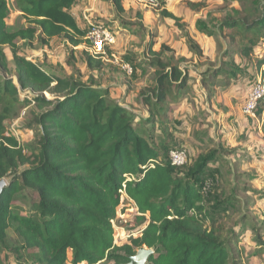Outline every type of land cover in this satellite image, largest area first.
Segmentation results:
<instances>
[{
  "label": "trees",
  "instance_id": "trees-1",
  "mask_svg": "<svg viewBox=\"0 0 264 264\" xmlns=\"http://www.w3.org/2000/svg\"><path fill=\"white\" fill-rule=\"evenodd\" d=\"M80 1L14 0L26 27L9 32L8 5L0 0V68L7 71L3 48L8 47L18 84L3 80L0 86V180L10 178L0 195V242L12 230L19 241L16 253L27 255L32 264H126L142 248L154 252L147 264H228L225 245L205 225L211 212L197 183L215 153L199 155L181 176L164 150L151 143L150 134L136 131L126 109L109 104L107 91L47 73L19 55V41L48 46L57 38L72 49L86 43L85 30L70 13ZM101 1L119 15L125 13L123 0ZM258 2L264 16V0ZM162 16L180 22L165 10ZM220 25L242 36L244 57L261 46L256 68L264 66V17L227 18ZM186 40L189 51L200 56L199 46L188 35ZM155 45L147 46L154 80L146 105L165 102L172 87L182 89L187 80L178 67L162 60L165 47L155 52ZM85 60L90 69L102 65L87 54ZM222 72L218 69L214 76ZM21 91L32 98L19 100ZM23 102L36 109L39 141L31 155L4 132L13 106ZM261 113L257 110V117ZM22 191L37 198L25 215L14 206ZM125 200L135 206L136 224L142 228L129 243L117 246L112 221Z\"/></svg>",
  "mask_w": 264,
  "mask_h": 264
},
{
  "label": "rangeland",
  "instance_id": "rangeland-1",
  "mask_svg": "<svg viewBox=\"0 0 264 264\" xmlns=\"http://www.w3.org/2000/svg\"><path fill=\"white\" fill-rule=\"evenodd\" d=\"M252 1L160 0L157 8H145L128 0L124 1L126 12L120 15L110 3L92 1L87 15L92 22H102L116 33V57L131 66L130 76L110 62L102 63L98 69L88 68L86 39V43L75 49L63 39H55L46 47L38 42L17 43L19 55L47 73L107 91L109 104L125 108L136 131L149 133L151 143L164 150L165 159L170 150L183 151L187 163L178 168L181 176L199 155L215 153L213 162L197 183L211 212L205 225L215 229L225 245L228 264H264V117L260 114L252 118L243 112L246 93L259 71L256 62L263 55L262 47L256 44L250 55L244 57L240 53L242 36L220 25L227 18L248 17L252 21L264 17L261 3ZM6 2L8 31L25 28L14 0ZM189 3L197 8H191ZM164 10L177 17L179 24L163 17ZM75 19L85 30L82 15H75ZM187 35L199 46L200 56L189 51ZM149 43H156L152 49L155 52L163 45L162 60L178 67L187 80L182 89L172 87L165 102L146 105L144 97L149 95L154 80V67L147 50ZM3 53L7 71L0 68V86L3 80L17 86L11 51L4 47ZM218 69L223 72L214 76ZM44 96L51 98L48 94ZM18 98L24 101L32 97L21 91ZM263 106L262 102L258 110L263 111ZM35 114L33 104H15L4 126L5 134L14 137L26 155L38 150ZM9 179H4L6 184ZM36 200L33 193L22 191L14 206L25 215ZM135 219L133 203L121 202L114 221L115 245L127 244L139 235L142 226ZM17 247V237L8 230L7 238L0 242V264H32L27 255L16 253Z\"/></svg>",
  "mask_w": 264,
  "mask_h": 264
},
{
  "label": "built area",
  "instance_id": "built-area-1",
  "mask_svg": "<svg viewBox=\"0 0 264 264\" xmlns=\"http://www.w3.org/2000/svg\"><path fill=\"white\" fill-rule=\"evenodd\" d=\"M160 0H134L139 5L145 8H157ZM82 20L86 25L85 39L88 42L85 49L89 56L101 63H111L119 67L127 75H132L133 70L131 66L123 61H119L116 57L117 53V35L113 31L109 30L102 22H92L89 15L82 16ZM75 49V48H73ZM264 101V66L258 71L256 79L248 92L246 93L243 112L252 118H256V112L259 105ZM264 117V111H262ZM168 160L173 167L180 168L186 165L187 156L183 151L170 150L168 154ZM113 228L115 230L114 221H112ZM115 244V235H114Z\"/></svg>",
  "mask_w": 264,
  "mask_h": 264
},
{
  "label": "water",
  "instance_id": "water-1",
  "mask_svg": "<svg viewBox=\"0 0 264 264\" xmlns=\"http://www.w3.org/2000/svg\"><path fill=\"white\" fill-rule=\"evenodd\" d=\"M6 186L5 180H0V195L3 188ZM152 249L142 248L136 251L133 256L128 257V263L126 264H147L149 257L153 255Z\"/></svg>",
  "mask_w": 264,
  "mask_h": 264
},
{
  "label": "crops",
  "instance_id": "crops-1",
  "mask_svg": "<svg viewBox=\"0 0 264 264\" xmlns=\"http://www.w3.org/2000/svg\"><path fill=\"white\" fill-rule=\"evenodd\" d=\"M92 1H101V0H81L80 2H78L77 4H75L72 9L70 10V13H72V15L75 17V15H87L88 14V11L90 10V8H88V5L90 7V5L92 4ZM124 1H128V0H123V8H124V11L126 10L125 7H124ZM126 12V11H125ZM90 16V15H89ZM77 21V20H76ZM78 23V22H77ZM79 25V24H78ZM57 38H54L50 41V43L55 40ZM49 43V44H50ZM46 47V46H45ZM262 155V154H261ZM264 156V155H262Z\"/></svg>",
  "mask_w": 264,
  "mask_h": 264
}]
</instances>
